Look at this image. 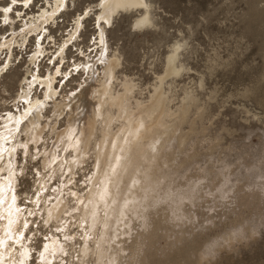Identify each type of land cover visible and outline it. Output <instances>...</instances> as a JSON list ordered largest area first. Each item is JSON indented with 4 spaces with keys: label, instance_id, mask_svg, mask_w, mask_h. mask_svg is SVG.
<instances>
[{
    "label": "rangeland",
    "instance_id": "rangeland-1",
    "mask_svg": "<svg viewBox=\"0 0 264 264\" xmlns=\"http://www.w3.org/2000/svg\"><path fill=\"white\" fill-rule=\"evenodd\" d=\"M147 1L150 27H135L141 10L122 11L104 25L108 52L120 59L114 92L123 94V83L131 84L128 102L151 132L145 154L135 163V182L120 201L127 206L122 220L109 231L111 240L105 245L108 254L102 264H264V0ZM101 2L68 0L57 23H49V32L37 37L42 29L37 30L25 42V22L20 20L24 13L40 10L46 0H32L27 8L13 5L14 22L0 23V130L8 113L26 108L20 96L33 75L47 77L60 66L66 73L55 83L62 92L58 101L80 91L88 80L84 63L99 59L94 43L99 41ZM0 4L12 6L10 0ZM90 9L91 15H85ZM82 14L81 37L66 47L62 61L58 48ZM13 38L14 55H10L5 40ZM39 43H43L42 54L31 64ZM209 44L213 56L205 58L201 53ZM178 45L180 72L165 78L168 57ZM8 58L11 63L5 70ZM74 62L78 68L72 66ZM157 89L162 98L159 105L154 97ZM44 95L41 87H32L33 97L44 100ZM105 110L117 112L116 107L105 106ZM53 111L47 108L43 125L57 120ZM67 120L65 111L53 132L48 126L43 139L29 144L30 150L23 145L16 150L19 172L14 189L27 212L43 211V203L38 208L34 202L41 178L49 180L51 175L42 157L56 147V133L65 130ZM121 125L117 120L114 130ZM100 138L99 131L91 139L88 157L72 175L58 173L49 183L46 199L53 202L63 191L68 207L60 222L46 224L37 213L29 219L24 232V243L30 248L27 264H78L84 240H92L91 247L96 243L93 239L100 234L101 224L96 234L82 230L78 222L87 221L76 215L75 198L87 196L90 189ZM18 140L25 142V135ZM58 155L70 158L74 152L62 154L59 148ZM122 186L123 182L118 191ZM106 212L102 209L101 216ZM51 238H57L64 251L49 263L40 256ZM88 264H95V256L88 257Z\"/></svg>",
    "mask_w": 264,
    "mask_h": 264
},
{
    "label": "bare ground",
    "instance_id": "bare-ground-1",
    "mask_svg": "<svg viewBox=\"0 0 264 264\" xmlns=\"http://www.w3.org/2000/svg\"><path fill=\"white\" fill-rule=\"evenodd\" d=\"M67 1L54 0L51 2L46 0V3L34 14L24 13L23 18L20 20L25 22L23 26L25 32L22 33L23 42L29 36L33 37L34 34L32 33L41 29L40 34L35 33L37 37L48 31L49 23L55 21L57 23L58 15L67 4ZM133 2L137 5L136 7L131 6ZM143 3L147 7L139 6L141 0H102L101 4L97 6L100 9V16H98L99 36L96 40L99 41L94 43L97 46V52H100L99 59L88 60L84 63L82 69L87 74L88 80L80 85V91L68 97L67 102L65 100L58 101L62 92L58 93V87L55 83L58 82L60 76L64 77L63 74L66 73L63 72L60 66L55 72L48 73L47 77L33 75L32 84L26 83L27 87H23L20 96L25 100L26 108L23 112L19 111L18 114L10 112L5 118L4 128L0 130V164L6 160V163L0 169V264H27V261L30 260V248L24 243V232L30 225L31 221L29 219L37 213L36 210L27 212V209L22 208L17 201L18 195L14 189L17 182V172H19L15 168L16 150L19 145H23L25 151L29 149L30 143L36 145L43 139L44 129L48 126H50V131L53 132L57 124L56 121L65 111L68 115V125L65 130L56 133V147L51 150L47 149L42 157V165L44 169L50 171L51 175L48 177L49 180L45 178L40 180L39 195L34 202L36 206L42 202L44 208L42 212L39 210L37 214L44 216L46 224L51 221H62V215L65 214L68 207L66 199L62 196L64 192L59 191L53 202H49L44 193L49 187V183L54 179V175L58 173L72 175L74 173H72V170L84 163L85 158L89 155L91 139L100 131L101 138L96 141L95 145L94 174L90 178V189L87 196L82 198L78 194L79 197L75 199L78 202L76 215L80 216L83 221H87V223L84 221L85 224L80 223L81 220L78 222L82 230L87 228L92 234H96L100 224L101 229L100 234L93 239L96 241L93 247L90 244L92 240H84V245L78 252V264H88V257L90 256H95V264H102L104 255L108 254V247L105 245L109 244L111 240L109 231L116 222L121 221L123 218L127 203L125 201L121 203L120 201L124 199L123 197L127 195L130 186L135 182V163L145 154L147 144L145 141L150 139L151 131L144 128L141 114L138 116L134 114L128 102L127 96L132 92L131 84L127 81L123 83L125 89L123 94L114 92L115 72L120 65V59L117 55H110L108 52L107 27L104 25L110 24L118 13L134 10L143 12L137 18L135 24L147 15L152 25L148 1L143 0ZM0 6L1 8L7 7L2 4ZM16 6H22V3L18 0ZM12 7L14 8L13 5ZM21 11L17 10V13H21ZM91 12L92 9L86 13L89 15ZM5 15L9 21L14 22L16 17H12L10 13ZM19 16L22 17L21 14ZM83 16L82 14L78 19H75V27L70 32L69 38L64 40L58 48L57 57L62 61L64 60V51L73 42V37L75 39L81 37L79 33L84 23ZM13 34H16V31ZM49 36L51 37V32ZM15 42L14 38L5 40L6 49L9 50L8 54L10 55H14ZM42 45L39 43V51L36 50L37 52L32 55L31 64L37 63L40 54H42L40 51ZM178 50L177 46L174 47L172 54L168 57L165 78L177 75L180 72L176 65ZM85 52L83 56L87 57L88 55ZM53 62L52 60L51 63ZM10 63L11 59L8 58L5 66L7 67ZM72 66L78 68L76 62ZM165 78L160 81L163 82ZM33 85H37L44 90V100L32 96ZM160 93L157 89L154 96L158 105L162 102ZM105 106L116 107L117 112L104 111ZM48 107L54 110V116L57 120L52 125H43L42 119L46 117L45 111ZM145 113L146 116H149L147 111ZM117 120H121L122 125L114 130L113 124ZM23 134L26 138L25 142L18 140ZM59 148H61L62 154L72 150L74 156L70 158H66L64 155L59 156ZM125 176L127 178L122 181ZM121 182H123V186L118 191ZM115 193L119 195V198ZM73 195L76 196V193ZM102 209H105V211L107 209L108 212L103 217L100 213ZM20 224H22V228L19 227ZM62 251H64V246L59 243L57 238H53L44 247L40 259L50 263L53 256L62 253Z\"/></svg>",
    "mask_w": 264,
    "mask_h": 264
},
{
    "label": "snow or ice",
    "instance_id": "snow-or-ice-1",
    "mask_svg": "<svg viewBox=\"0 0 264 264\" xmlns=\"http://www.w3.org/2000/svg\"><path fill=\"white\" fill-rule=\"evenodd\" d=\"M19 2L22 3L23 7L27 8L32 3V0H19ZM17 3H18V0H10V5H16ZM131 6L136 7L137 5L135 4V2H133L131 4ZM139 6L147 7V5L143 3V0H141V4ZM9 13H13V7L12 6L0 8V17H2V19H0V23H3L5 25H7L9 23V20H8L7 16L5 15V14H9ZM85 15H87V13H85ZM147 26H151V21L147 15H145L141 20H139L137 22V24L135 25V27L138 29H143ZM73 39H75V37H73ZM177 47L179 48L181 46L178 45ZM89 51H91V49H89ZM201 55L204 56L205 58L213 56L212 46L210 44L205 45ZM5 70H6V66H5ZM33 79H34V77L29 80L30 84H32ZM33 86H35V85H33Z\"/></svg>",
    "mask_w": 264,
    "mask_h": 264
}]
</instances>
